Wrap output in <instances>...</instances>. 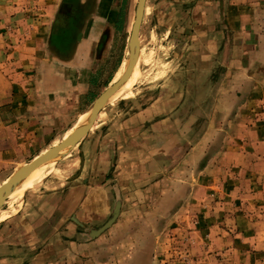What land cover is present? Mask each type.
Masks as SVG:
<instances>
[{
    "label": "crops",
    "instance_id": "crops-1",
    "mask_svg": "<svg viewBox=\"0 0 264 264\" xmlns=\"http://www.w3.org/2000/svg\"><path fill=\"white\" fill-rule=\"evenodd\" d=\"M49 1L46 6L50 20L45 29L46 37L41 41L45 43L37 46V37H42L37 34L30 49L34 57L30 79L20 74L13 80L0 71V186L20 167L64 141L93 103L120 79L128 56L129 0ZM195 11V34L189 39L201 43L202 47L194 53V59L210 61L208 68L200 70L215 71L219 76L215 85L217 93L212 96L217 102V125L208 133L212 137H228L241 116L242 124L238 127L254 130L250 120L255 103L258 101L264 106V0H198ZM62 36L65 39L62 40ZM117 39L123 45L120 52L115 49ZM179 83L183 86L182 81ZM28 87L32 90L28 91ZM165 90L166 85L163 100ZM163 100L162 107L159 100L133 112L125 117L123 125L118 121L113 123L112 119L121 113L109 111L108 107L98 115L91 131L72 151L79 157L83 177L79 210L68 204L72 200L64 190L50 197L51 215H62L66 221L71 216L74 223L66 226L68 231L88 223L99 222L100 225L101 220L111 214L112 190L116 187L124 204L118 202L120 212L110 228L119 222L120 226L117 223L114 231H122L126 224L124 217H141L148 230L145 237L150 236L149 233L155 236V247L159 248L162 234L199 187L204 172L202 139L189 150L185 143L175 144L174 150L184 145L183 149L188 151L172 165V145L165 135L171 133L169 127L174 115L170 112L171 100L168 98L167 104ZM191 118L196 119V115ZM110 124L108 132L106 127ZM257 128L263 129L261 123ZM156 139L162 140L160 146L154 142ZM220 148L225 149V146ZM156 151L162 154L157 159ZM159 165L162 169L156 173ZM123 182L130 184L123 187ZM160 184L162 190L154 208L151 202ZM128 192L132 199L136 194L138 198H145L147 205L142 201L136 203L131 212L123 211L122 207H127ZM28 197L25 195L18 206H25ZM60 199L67 200L65 207L53 205ZM22 210L23 206L18 214ZM135 228L140 231V224ZM135 235L122 237L113 252L122 261L132 258L133 263L146 264L141 248L145 238Z\"/></svg>",
    "mask_w": 264,
    "mask_h": 264
},
{
    "label": "rangeland",
    "instance_id": "rangeland-1",
    "mask_svg": "<svg viewBox=\"0 0 264 264\" xmlns=\"http://www.w3.org/2000/svg\"><path fill=\"white\" fill-rule=\"evenodd\" d=\"M129 1L131 13L127 40L130 39L138 4V0ZM197 1L147 0L139 35L138 75L134 76L135 68L132 67L125 80L129 82L128 88L120 93L119 98L113 99L107 109L121 113L119 120L116 117L112 121L123 125L125 117L151 103L160 100L159 106L162 107L163 87L166 85L165 104L169 98L170 112L174 115L170 121L171 133L165 135L166 141L170 140L172 145V165L196 141L203 140L201 167L204 172L199 187L162 234L159 248L155 247V236L149 233L150 236L145 237L148 230L142 224L141 217L127 215L124 217L126 224L123 223L122 231H114L116 224H120L117 222L100 236H94V232L110 220L118 202L124 204L114 184L111 185L115 187L112 190L114 198L111 200V214L102 219L100 225L99 222L88 223L68 231L66 226L74 223L71 216L66 221L62 215L57 217L50 214V197L58 190L68 193L67 197L71 198L68 199L72 200L68 204L79 210L78 204L82 201L84 191L83 177L79 157L72 153L58 164L55 172L38 188L24 194L21 201L25 195L29 196L25 206H18L20 200L14 203L7 201L0 210V264H137L133 263L132 258L130 261H122L113 252L122 237H133L134 234L145 238L141 248L146 264H264V133L258 132L264 131V106L259 105L258 101L255 103V111L250 120L254 130L238 127V124H242L241 116L233 128L234 132L228 137H212L208 133L217 125V102L212 96L217 93L215 85L219 76L215 71L200 70L208 68L210 61L197 62L198 59H194V53L202 47L201 43L189 39L195 34L193 19ZM48 2L0 0V71L13 80H17L20 74L22 78L26 76L30 79L34 63L30 49L37 34H42L41 38L37 37V46L45 43V40L42 44L41 41L43 36L46 37L45 29L50 20L46 6ZM39 28L44 29L42 31ZM122 46L117 39L116 51L120 52ZM3 52H6L5 55ZM196 77L198 83L195 82ZM179 81L183 82V86ZM30 90L32 87H28ZM119 92L120 88L114 96L119 95ZM194 115L196 119L191 118ZM105 121L108 122V119ZM260 123L263 129L257 128ZM110 127L111 124L106 127L108 132ZM160 141L156 139L154 142L160 146ZM178 142L185 143L188 150L183 149L184 145L174 150ZM221 145L225 149L220 148ZM161 155L156 151L155 158ZM161 169L160 165L156 166V173ZM14 175L2 186L9 184ZM74 177L78 179L72 181ZM128 184L123 182L122 186L127 187ZM161 190L162 184L159 189H155L151 202L154 208ZM137 195L132 199L129 193L127 207L123 206V211L131 212V208L142 201L144 206L147 205L146 199L138 198ZM56 203L62 208L67 205V200L60 199L59 202H53V205ZM22 206L23 210L18 214ZM139 224L144 231L135 228ZM133 244L136 246V241Z\"/></svg>",
    "mask_w": 264,
    "mask_h": 264
},
{
    "label": "water",
    "instance_id": "water-1",
    "mask_svg": "<svg viewBox=\"0 0 264 264\" xmlns=\"http://www.w3.org/2000/svg\"><path fill=\"white\" fill-rule=\"evenodd\" d=\"M147 0H138L135 11V20L132 27V32L128 44V56L124 64L123 74L120 79L111 87H109L91 106L88 111L87 121L75 128L74 132L58 146L52 147L47 150L40 157L35 159L30 164L24 166L19 172H15L13 179L9 184L0 186V210L6 203L7 199L21 186L25 179H27L36 170H41L44 167H49L60 164L65 158H67L76 146L85 138V136L91 131L98 115L106 109L111 103L112 96L118 91L120 86L124 83L128 77L132 68L134 59L140 53L139 35L145 14ZM120 212V203L115 207L110 220L99 230L94 232V236H100L103 232L108 230L117 220Z\"/></svg>",
    "mask_w": 264,
    "mask_h": 264
},
{
    "label": "bare ground",
    "instance_id": "bare-ground-1",
    "mask_svg": "<svg viewBox=\"0 0 264 264\" xmlns=\"http://www.w3.org/2000/svg\"><path fill=\"white\" fill-rule=\"evenodd\" d=\"M138 65H139V54L134 59V62L132 65V67L135 68L134 76H135V74H137ZM123 70H124V67H123ZM122 74H123V71H122ZM128 86H129V82L125 81L122 84V86L120 87L119 95H116V96L113 95L111 102L113 99L119 98L121 96L120 93L124 92L128 88ZM87 118H88V112L86 114H84L79 119L77 125L73 128L72 132L70 134H68L64 140H66L74 132V130L77 126L84 124L87 121ZM58 145H56V146H58ZM56 167H57L56 165H53V166L51 165L49 167H44L41 170H38V171L36 170L35 172H33L27 179L24 180V182L21 184V186H19V188L7 199V201L9 203H14L15 201L21 200L26 192L38 188L40 186V184H42L43 181H45V179L48 176L52 175L55 172Z\"/></svg>",
    "mask_w": 264,
    "mask_h": 264
}]
</instances>
